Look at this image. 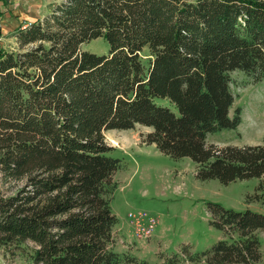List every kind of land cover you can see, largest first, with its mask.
Segmentation results:
<instances>
[{"label":"trees","instance_id":"1","mask_svg":"<svg viewBox=\"0 0 264 264\" xmlns=\"http://www.w3.org/2000/svg\"><path fill=\"white\" fill-rule=\"evenodd\" d=\"M0 47V249L25 264H151L119 251L112 202L122 161L106 132L190 158L200 181L258 179L264 144L219 148L237 129L232 73L264 82V0H62ZM2 32L0 31V39ZM103 38L108 55L83 47ZM158 100H166L164 105ZM224 238L190 263L257 264L264 214L211 203ZM168 264V263H167Z\"/></svg>","mask_w":264,"mask_h":264},{"label":"rangeland","instance_id":"2","mask_svg":"<svg viewBox=\"0 0 264 264\" xmlns=\"http://www.w3.org/2000/svg\"><path fill=\"white\" fill-rule=\"evenodd\" d=\"M61 2L25 0L12 4V10L6 11L8 17L4 18L5 14L0 13V47L15 49L14 32L20 26L43 18ZM83 49L97 55H108L110 51L103 38L91 41ZM232 80L235 103L231 116L237 108H242V123L237 129L210 134L208 143L219 148L263 145L264 82L253 83L240 71L232 73ZM158 101L169 105L166 100ZM150 132V128L136 126L132 130H112L105 134L108 145L114 148L110 156L122 161L116 175L119 187L112 202L114 213L121 223L128 221L129 213L147 214L158 221L153 247L144 253L138 251L137 257L151 264H174L176 252L185 246H190L188 250L194 257L213 247L224 234L211 225V203L237 212L250 210L264 214V190H259L258 179L238 180L228 185L219 180L200 181L196 176V164L190 158L175 159L161 152L156 145L145 144ZM128 226L133 232L130 223ZM260 238L263 257L257 264H264V231ZM0 264L25 262L21 258L7 257L0 249ZM179 264L194 263L183 257Z\"/></svg>","mask_w":264,"mask_h":264},{"label":"crops","instance_id":"3","mask_svg":"<svg viewBox=\"0 0 264 264\" xmlns=\"http://www.w3.org/2000/svg\"><path fill=\"white\" fill-rule=\"evenodd\" d=\"M25 0L21 1H9V0H0V13L5 14L4 18L8 17L6 11L12 10V4H20ZM120 227L118 230H115L116 240L120 242L117 245V249L119 251H130L134 255H137L138 251L144 253L147 249L153 247V243L155 241V234L148 242H138L135 237L133 236L131 230L129 229V222L125 221V223L120 222ZM119 226V225H118ZM125 240H124V239ZM129 245V246H128ZM141 258V257H140Z\"/></svg>","mask_w":264,"mask_h":264},{"label":"built area","instance_id":"4","mask_svg":"<svg viewBox=\"0 0 264 264\" xmlns=\"http://www.w3.org/2000/svg\"><path fill=\"white\" fill-rule=\"evenodd\" d=\"M21 1V0H9ZM128 221L133 230V236L138 242H148L155 234L158 221L153 217H148L143 213H129Z\"/></svg>","mask_w":264,"mask_h":264},{"label":"bare ground","instance_id":"5","mask_svg":"<svg viewBox=\"0 0 264 264\" xmlns=\"http://www.w3.org/2000/svg\"><path fill=\"white\" fill-rule=\"evenodd\" d=\"M114 143H117L116 141H113Z\"/></svg>","mask_w":264,"mask_h":264}]
</instances>
